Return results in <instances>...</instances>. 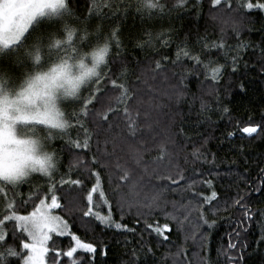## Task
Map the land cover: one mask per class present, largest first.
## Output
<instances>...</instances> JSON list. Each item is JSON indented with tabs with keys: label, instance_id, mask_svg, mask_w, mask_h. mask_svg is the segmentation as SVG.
Returning <instances> with one entry per match:
<instances>
[{
	"label": "snow or ice",
	"instance_id": "6c2138e0",
	"mask_svg": "<svg viewBox=\"0 0 264 264\" xmlns=\"http://www.w3.org/2000/svg\"><path fill=\"white\" fill-rule=\"evenodd\" d=\"M210 4L219 35L212 39L206 32L192 42L187 36L179 39L174 22L186 15L199 17L202 0H0V264H84L78 259L81 252L94 264L97 245L74 233L69 220L57 212L66 207L65 197L58 194L65 186H84V178L72 176L81 169L94 180L83 216L94 217L106 228L137 235L136 228L113 218L102 172L109 187L114 185L121 221L125 207L129 212L135 207L143 216L141 209L163 211L171 203L173 213L164 215L176 220L179 229L190 221L192 211L198 213L188 238L196 240L202 225L209 230L215 226L203 206L212 205L218 193H195L196 181L188 183L184 167L207 161L208 138L186 143L191 137L184 119L195 114L197 123L211 122L210 113L218 110L230 115L219 85L226 74L237 72L247 50L256 47L243 38L245 30H254L245 28L244 20L253 24L248 18L252 12L264 13V0ZM242 10L247 11L237 18ZM130 47L143 57L130 55ZM259 50L264 60V38ZM193 76L202 85L199 95L188 91ZM239 87L245 90L242 83ZM181 105L187 107L186 116ZM238 130L250 138L264 136V116L260 123L249 122ZM88 153L92 167L85 162ZM66 155L70 159L65 164ZM260 173L264 175V168ZM202 182L212 186L211 180ZM187 190L203 197L202 203L162 199L165 192ZM254 191L264 194V179ZM248 195L237 193L231 203L242 211L240 223L257 218L259 245L264 242V208L253 209ZM66 196L69 204L77 200L70 192ZM104 206L107 215L94 211ZM145 230L163 241L169 240L166 231L171 232L168 223L147 221ZM61 237L69 238L66 248L63 241L57 244ZM236 237L239 240V231ZM123 243V264H149L155 256L142 232L139 239ZM199 243L210 251V232H200ZM237 246L230 242L228 247ZM185 253L183 246L169 253L173 264H191ZM226 259L240 264L243 255ZM198 264L214 262L210 255H201Z\"/></svg>",
	"mask_w": 264,
	"mask_h": 264
},
{
	"label": "trees",
	"instance_id": "16d2710c",
	"mask_svg": "<svg viewBox=\"0 0 264 264\" xmlns=\"http://www.w3.org/2000/svg\"><path fill=\"white\" fill-rule=\"evenodd\" d=\"M226 9V5H222ZM235 8V3L233 4ZM210 0H202V9L199 17L195 15H186L181 20L174 22L176 32L179 39L187 38L195 42L198 35L203 36L206 32L212 38L216 39L219 35V24L212 19L210 13ZM241 13L236 14L237 18L242 17ZM254 21L249 25L247 19L244 20V27H251L254 30L243 32V38L250 41L256 47L247 50L244 60L241 61L237 72L234 75L226 74L224 80L219 85V94L222 98V104L230 109V115L224 114L222 111H214L210 113L211 122L197 123V116L191 115L190 119H184L188 114L187 107L181 105V110L184 116L178 118L176 123L180 124V119H184V126L187 135L191 137L190 142L196 143L201 141L203 137L208 138L207 151L208 159L206 162L196 163L195 165H185L186 177L188 183L195 180V193H203L204 196H210L211 191L215 190L218 193L217 200L212 202V205H204L205 215L209 220H215V226L209 230L206 225H202L197 232V239L193 240L190 237L194 226L197 223L198 213L192 211L190 221L184 223L182 229L178 228L177 221L166 217L164 212L173 213L171 203L162 211L155 209L149 212L148 209H141L144 213L139 216L137 209L134 207L129 210L124 208L123 220L121 221V210L116 206V195L113 193L112 187H109L107 176L102 172L104 177L103 187L108 198L112 201V215L117 221L127 224L130 228L137 229V235L133 236L130 233L117 232L114 229L106 228L103 224L97 221L94 217H84L83 212L87 210V201L85 199L87 190L91 188L94 180L87 179L88 171L81 169L79 172L74 171L73 178L85 179V184L82 188H69L65 186L58 194L65 199L62 203L66 207L62 210H57L58 214L64 215L69 220L71 230L80 235L86 242H91L97 245V253L95 254L94 264H123L127 259L124 255L125 245L124 240L127 238L130 242L139 239V233H143V239L154 249L155 256L149 259V264H173V257L169 253H175L179 246H183L186 250V260L191 264H198L201 255H210L214 264H229L227 256L237 258L239 254L243 255L240 264H264V242L257 245L260 239L261 228L254 217L252 221L245 220L240 223L242 211L232 205V200L237 198V193L244 195L249 193L246 200H250L253 209L264 208V194L254 191L259 185L260 180L264 179L260 169L264 168V136L253 135L252 138L246 134L239 132L238 127H242L249 122L260 123L264 116V70H262V60L259 50V45L264 38V13L252 12L250 17ZM132 22L129 21L130 30ZM229 35H231L229 30ZM235 39H229V43L235 44ZM174 51V46H173ZM130 55L142 58L143 53L129 48ZM247 62V67H245ZM199 79L203 81V76ZM244 85V91H241L239 85ZM207 87V82L204 83ZM201 84L197 82L195 76L189 78L188 91L189 94L200 93ZM198 107V105H197ZM229 131H235L236 135L227 138L226 134ZM221 140L224 142L221 143ZM197 146L199 144L197 143ZM191 151V147H188ZM215 154V161L211 154ZM91 153H88L85 162L92 167ZM68 157L65 156V164ZM181 164L183 161L181 160ZM202 172L203 175H199ZM243 177V179L241 178ZM204 180H211L212 186L209 187L203 183ZM185 187V182H181V188ZM27 188H25V191ZM125 192L127 189L124 190ZM71 193V196L77 197L73 204H69V197L66 193ZM192 190L165 192L162 194V199L167 201H180L187 203L192 201L195 206L197 201L202 203L203 197L194 194ZM94 200H98V194H94ZM227 202V203H225ZM94 211H102L103 214L108 213L107 206L102 209H94ZM179 218L183 219V210L178 214ZM140 219L139 225L135 223L136 219ZM145 221L148 223H159L163 226L169 224L171 232L168 241H163L150 230H145ZM240 232L239 240H237L236 232ZM208 234L210 232V251L201 249L199 243V233ZM63 241L65 248L68 245L69 238L61 237L57 239V244ZM237 244V248L229 249V243ZM247 244L246 248L240 246ZM106 246V247H105ZM106 252V255L104 254ZM219 253V255H218ZM185 257H181L184 259ZM78 259H84V264H89L90 257H85L81 252ZM66 264H69L66 261ZM232 264H235V259Z\"/></svg>",
	"mask_w": 264,
	"mask_h": 264
},
{
	"label": "rangeland",
	"instance_id": "374dc122",
	"mask_svg": "<svg viewBox=\"0 0 264 264\" xmlns=\"http://www.w3.org/2000/svg\"><path fill=\"white\" fill-rule=\"evenodd\" d=\"M105 215H107V214H105Z\"/></svg>",
	"mask_w": 264,
	"mask_h": 264
}]
</instances>
